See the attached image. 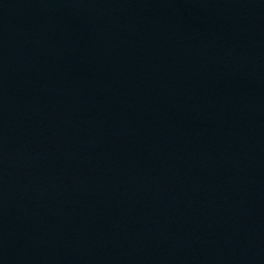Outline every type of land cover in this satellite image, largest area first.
Listing matches in <instances>:
<instances>
[{
    "label": "water",
    "instance_id": "1",
    "mask_svg": "<svg viewBox=\"0 0 264 264\" xmlns=\"http://www.w3.org/2000/svg\"><path fill=\"white\" fill-rule=\"evenodd\" d=\"M0 264H264V0H0Z\"/></svg>",
    "mask_w": 264,
    "mask_h": 264
}]
</instances>
